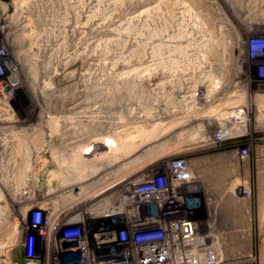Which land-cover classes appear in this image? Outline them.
Masks as SVG:
<instances>
[{
  "label": "rangeland",
  "instance_id": "374dc122",
  "mask_svg": "<svg viewBox=\"0 0 264 264\" xmlns=\"http://www.w3.org/2000/svg\"><path fill=\"white\" fill-rule=\"evenodd\" d=\"M1 12L0 264H24L39 203L88 205L124 177L116 201L179 160L221 264H264V82L251 62L264 0H16ZM231 107L243 131L217 139ZM97 137L104 159L81 166L72 147Z\"/></svg>",
  "mask_w": 264,
  "mask_h": 264
},
{
  "label": "built area",
  "instance_id": "2783aa9c",
  "mask_svg": "<svg viewBox=\"0 0 264 264\" xmlns=\"http://www.w3.org/2000/svg\"><path fill=\"white\" fill-rule=\"evenodd\" d=\"M251 56L264 80L263 43ZM167 170L135 178L116 201L110 190L124 177L93 188L88 205L81 195L60 207L39 203L29 213L24 264H44L43 251L49 264H221L198 229L202 191L192 168L179 160Z\"/></svg>",
  "mask_w": 264,
  "mask_h": 264
},
{
  "label": "bare ground",
  "instance_id": "6f19581e",
  "mask_svg": "<svg viewBox=\"0 0 264 264\" xmlns=\"http://www.w3.org/2000/svg\"><path fill=\"white\" fill-rule=\"evenodd\" d=\"M16 5V0H6L5 2L1 3L0 5V9H1V13H3V11L5 12V9L11 7V6H14ZM11 15V14H10ZM1 16V15H0ZM7 15L4 14V16L0 17V22H2L5 18H6ZM10 17V16H9ZM11 18V17H10ZM13 19V18H11ZM8 20V19H7ZM18 20V19H17ZM10 21V20H9ZM16 21V20H15ZM18 23V21H17ZM19 24V23H18ZM11 25V24H10ZM14 26V25H13ZM8 24L5 26H3V28H8ZM10 29V28H8ZM216 114V113H215ZM219 114V113H218ZM216 117V115H215ZM68 118V117H67ZM217 118H221V122L225 125V129L222 130L221 133H223V135H220V136H224V137H231V136H234L236 134H239L240 131H243V125H244V119H245V116L243 115V112L241 110V108L239 107V109L237 108H234V107H231L229 108L228 110H225L223 112H220L219 116ZM224 121V122H223ZM227 128H230L231 130H227ZM30 129V128H29ZM83 129V128H82ZM225 131V132H224ZM73 132V131H72ZM139 133V132H137ZM132 134V133H131ZM45 138V137H44ZM62 138V137H61ZM105 139V138H104ZM124 141V140H123ZM111 143V141H109ZM113 142V141H112ZM106 142L101 140L100 138H92L90 140H88L87 144H82V145H74L72 147V150L73 152H76L78 154V156L81 157L82 154H87L86 157H84L83 159H80V160H83L81 162H79V164H82L81 166H84L85 163H96L98 161H100L99 159L101 157H103V155L101 156V149L104 147V144ZM108 143V141H107ZM129 143V142H128ZM126 143V144H128ZM124 145V144H123ZM135 145V143H134ZM128 146H130L128 144ZM132 146V145H131ZM137 145H135L136 147ZM122 147V146H121ZM120 149V147H119ZM64 150V149H63ZM124 150V149H123ZM108 151L111 153H116L115 151V148L111 147V144L108 145ZM125 151V150H124ZM120 152V150H119ZM118 153V152H117ZM116 153V154H117ZM123 153V152H122ZM127 153V152H126ZM103 154V153H102ZM106 154V153H105ZM104 154V155H105ZM119 154V153H118ZM90 155V156H89ZM107 155V154H106ZM112 155V154H111ZM55 156V155H54ZM110 156V154H109ZM76 157V156H75ZM111 158V157H110ZM104 159V158H101V160ZM67 163V162H66ZM68 164V163H67ZM69 170V169H68ZM72 170V169H71ZM71 170H69L71 172ZM67 172V171H65ZM65 195V194H64ZM58 197V196H57ZM8 251V250H7Z\"/></svg>",
  "mask_w": 264,
  "mask_h": 264
},
{
  "label": "crops",
  "instance_id": "0c3cea01",
  "mask_svg": "<svg viewBox=\"0 0 264 264\" xmlns=\"http://www.w3.org/2000/svg\"><path fill=\"white\" fill-rule=\"evenodd\" d=\"M263 169H264V166H263ZM214 174V176H218V174H220V173H213ZM263 175H261L262 176V179H263V181H264V170H263V173H262ZM206 175H208V176H210V175H212V173H207ZM235 183V182H234ZM263 184H264V182H263ZM238 184H236L235 183V186H237ZM220 188V185H219V183H218V181L217 180H215V183L212 185V187L209 189V188H207L206 187V189L204 190V191H206V192H211L212 190H218ZM234 192V191H233ZM261 201L263 202V218H264V189H263V193H262V195H261Z\"/></svg>",
  "mask_w": 264,
  "mask_h": 264
},
{
  "label": "flooded vegetation",
  "instance_id": "af4514ba",
  "mask_svg": "<svg viewBox=\"0 0 264 264\" xmlns=\"http://www.w3.org/2000/svg\"><path fill=\"white\" fill-rule=\"evenodd\" d=\"M253 68V72H254V74L256 73V67H254V66H252ZM256 78L259 80V81H262V82H264V80L263 79H261V78H258L257 76H256Z\"/></svg>",
  "mask_w": 264,
  "mask_h": 264
}]
</instances>
